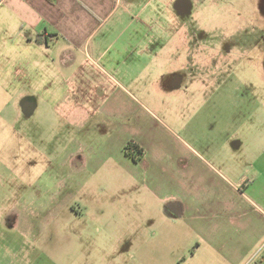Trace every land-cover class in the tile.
Segmentation results:
<instances>
[{"label":"crops","instance_id":"crops-1","mask_svg":"<svg viewBox=\"0 0 264 264\" xmlns=\"http://www.w3.org/2000/svg\"><path fill=\"white\" fill-rule=\"evenodd\" d=\"M203 1L0 0V93L19 95L34 108L56 110L58 116L45 123L60 125L66 135L68 127L86 128L73 137L72 152L79 156L71 166L77 174L70 187L75 196L67 195L65 159L44 167V181L17 184L16 197L0 207V264H53V236L59 241L82 235L83 221H99L80 207L90 203L80 191L94 177L111 179L122 196L142 188L145 205L150 194L160 204L157 214L131 213V199L123 198V215L109 214L107 220L154 221L160 213L198 235L192 255L204 240L221 264H264L259 247L264 240V144L246 141L251 145L243 150L233 132L214 142L202 135L196 139L202 138L203 147L197 148L194 130H171L141 103L169 108L174 92L187 96L186 62L195 54L190 48L180 53L178 46L192 45L184 18ZM186 28L188 34L182 33ZM181 61L183 66L177 63ZM127 85L136 88L139 98ZM206 106L210 109L212 101ZM190 120L179 130L185 131ZM224 121L219 127L226 128ZM249 130L250 138L260 137L254 125ZM129 139L144 150L139 161L123 151ZM53 221L60 222L56 229ZM121 246L102 247L111 252L110 264H131L121 255L128 247ZM75 250L81 255L83 247ZM251 253L256 261L247 259Z\"/></svg>","mask_w":264,"mask_h":264},{"label":"rangeland","instance_id":"rangeland-1","mask_svg":"<svg viewBox=\"0 0 264 264\" xmlns=\"http://www.w3.org/2000/svg\"><path fill=\"white\" fill-rule=\"evenodd\" d=\"M184 21H187L184 23L186 27L191 26L190 34L187 33L189 28L181 29V32L193 38L190 39L192 45L180 44L178 49L183 53L190 48V54H195V59L186 62L187 71L190 72L184 73L183 78V85L190 86L186 88L187 96L180 90L174 92L169 99L172 106L169 108L147 100H141V103L177 133L194 130L195 139L204 136L214 142L215 139L220 140V136L234 132L237 135L234 141L241 139L243 150L251 145L246 141L256 144L258 140L264 144V0H204ZM177 63L181 66L185 64L184 61ZM126 88L139 98L135 87L127 85ZM19 99V95L0 93V207L9 205L12 197H16L17 184L44 181L47 179L46 174L41 173L44 167H54L65 159H68L67 167L72 172L67 167L63 171L64 182L68 184L67 195L75 196L76 190L72 191L74 187L71 190L70 187L77 174L71 166L76 164L75 159L78 160L79 156L72 152L75 149L73 137H77L76 131L82 126L68 127L66 135L60 125L45 123L47 117L49 121V118L58 116L56 110L34 108L31 103ZM211 101L213 106L204 108ZM221 116L228 119L218 120ZM185 117L191 118L190 124L185 131H181L179 128L188 119L183 121ZM224 120L228 123L226 128L219 127L218 124H224ZM253 125L260 136L257 139L250 138L249 129ZM60 132L63 136H60ZM156 132L167 131L156 128ZM197 139L196 147L202 148V138L200 141ZM57 174H54V170L50 174L53 181ZM114 185L111 179L96 177L91 186L85 184L80 195H84L82 200L88 198L90 203L89 206L82 204L80 207L88 209L86 214L95 213L99 221H83L82 235L68 236L59 241V237L53 236L51 245L56 248V252L52 249L53 264H110L111 252H103L102 247L115 244L128 247L121 255L127 256L131 264H221L218 255L204 240L192 255L191 244L198 235L188 233L184 222L174 224L175 221L160 213L154 221L107 220L106 215L109 214L123 215L126 209L121 201L123 198L131 199V213L157 214L160 210V204L153 201L150 193L152 205L148 204L149 200L145 205L142 188L132 189L122 196ZM101 212L105 217L99 215ZM59 223L53 221V229ZM68 224L74 226L76 221H68ZM75 246L83 247L81 255ZM261 250V253L264 252V248ZM183 256L184 261L181 260ZM255 258V253L247 257L249 261H256Z\"/></svg>","mask_w":264,"mask_h":264},{"label":"trees","instance_id":"trees-1","mask_svg":"<svg viewBox=\"0 0 264 264\" xmlns=\"http://www.w3.org/2000/svg\"><path fill=\"white\" fill-rule=\"evenodd\" d=\"M123 150L133 161H139L144 153L143 148L134 140L128 141L123 147Z\"/></svg>","mask_w":264,"mask_h":264},{"label":"built area","instance_id":"built-area-1","mask_svg":"<svg viewBox=\"0 0 264 264\" xmlns=\"http://www.w3.org/2000/svg\"><path fill=\"white\" fill-rule=\"evenodd\" d=\"M262 248H264V242L261 244V247H260V249H262Z\"/></svg>","mask_w":264,"mask_h":264}]
</instances>
